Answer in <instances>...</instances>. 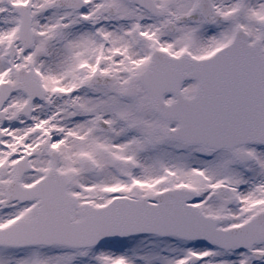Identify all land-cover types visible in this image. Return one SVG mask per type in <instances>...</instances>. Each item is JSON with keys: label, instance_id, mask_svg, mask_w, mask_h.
<instances>
[{"label": "snow or ice", "instance_id": "obj_1", "mask_svg": "<svg viewBox=\"0 0 264 264\" xmlns=\"http://www.w3.org/2000/svg\"><path fill=\"white\" fill-rule=\"evenodd\" d=\"M0 264H264V0H0Z\"/></svg>", "mask_w": 264, "mask_h": 264}]
</instances>
